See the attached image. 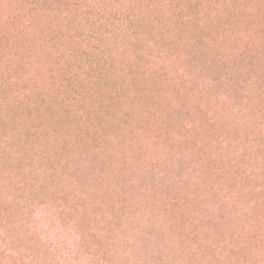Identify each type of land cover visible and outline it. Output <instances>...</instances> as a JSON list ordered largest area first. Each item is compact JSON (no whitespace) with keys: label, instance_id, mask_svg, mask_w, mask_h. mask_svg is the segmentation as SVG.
<instances>
[{"label":"rangeland","instance_id":"rangeland-1","mask_svg":"<svg viewBox=\"0 0 264 264\" xmlns=\"http://www.w3.org/2000/svg\"><path fill=\"white\" fill-rule=\"evenodd\" d=\"M0 264H264V0H0Z\"/></svg>","mask_w":264,"mask_h":264}]
</instances>
